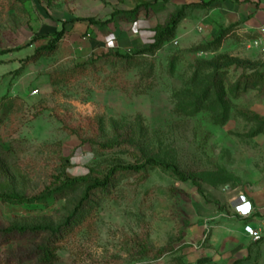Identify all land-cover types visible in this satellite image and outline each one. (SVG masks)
<instances>
[{"label": "rangeland", "instance_id": "rangeland-1", "mask_svg": "<svg viewBox=\"0 0 264 264\" xmlns=\"http://www.w3.org/2000/svg\"><path fill=\"white\" fill-rule=\"evenodd\" d=\"M141 2L152 6L135 22L120 16L103 28L72 25L77 18L105 21ZM182 4L0 0V51L52 34L62 22L72 30L51 57L26 61L34 45L0 56L3 191L31 198L61 172L70 179L95 177L118 163L134 164L138 155L127 144L133 136L130 143L179 166L203 194L191 182L151 165L137 174H119L86 203L85 187L47 206L0 200V229H58L79 206L73 218L77 225L64 227L58 237L1 232L0 264H264V85L235 94L232 87L242 70L231 68L223 80L227 94L220 100L228 107V120L219 124L222 113L206 102L193 107L198 62L228 55L251 61L261 71V51L235 30L217 52H191L218 34H207L205 11L189 8L175 39L153 55L127 60L116 54L149 45L153 29ZM85 31L93 36L83 40ZM95 50L106 56L92 63ZM84 61L89 63L85 68H75ZM106 142L109 147L100 148ZM240 195L256 208L253 218L242 219L230 209L229 201ZM246 226L259 228L261 238H250Z\"/></svg>", "mask_w": 264, "mask_h": 264}, {"label": "trees", "instance_id": "trees-1", "mask_svg": "<svg viewBox=\"0 0 264 264\" xmlns=\"http://www.w3.org/2000/svg\"><path fill=\"white\" fill-rule=\"evenodd\" d=\"M159 0H154V3L158 2ZM164 2L171 1V0H162ZM211 4V2L207 4L200 5H182L181 8L173 14L167 22H165L162 26H157L153 29V38L152 42L149 45L143 47L138 51H134L131 54L121 53L118 50L116 54H118L121 58L127 60H134L135 56H147L153 55L156 51L160 50L164 45L170 43L175 39L176 30L178 25L182 20L186 18V10L189 8H206ZM151 3L149 2H141L137 3L133 9L127 11H115L111 14V17L105 21H100L95 18H77L74 19L72 25L75 23H86L89 27L95 26L99 28L106 27L107 25L113 23L114 19L117 17H126V19L130 20V22H135L140 17L141 12L143 11L145 15H148V12L151 8ZM66 23L62 22L61 28L56 30L52 34H43V35H35L33 39L24 47L28 48L31 46H35L34 53L27 57L26 61L29 62H37L42 58L51 57L58 49L59 43L64 39V37L71 33L72 30H66ZM235 25L230 26L225 29H221L218 35L213 38L211 42H203L201 45L195 47L191 52H217L223 45V43L232 38V34L234 31ZM91 38V35L88 31L85 33L80 34V38L86 40V37ZM22 48L17 50L9 49L0 51V56L13 53L18 51ZM105 53L102 50H95L91 52V59L92 63H96L99 60L105 58ZM88 61H84L81 63H77L75 68H85L88 65ZM198 67L195 70V75L193 77V82L197 81L198 87L195 89L198 92L195 101H194V108H198V103L206 102V105L212 110L216 109L222 113V119L219 124H224L228 120V107L226 103L221 104V98L226 96V83L223 81L227 76L228 71L231 68L241 69L242 75L237 79L235 85L232 87L233 92L235 94H241L242 92L253 90L264 85V65L261 67V71L259 68L254 65L251 61L248 60H241L239 58H232L228 55H218L217 57L213 58L211 61H204L198 62ZM21 69L15 71V75L20 74ZM206 72H211L209 75H204ZM189 100L193 101L194 98H189ZM210 102L213 104L211 105ZM3 108L6 110L8 108L7 105H4ZM215 109V112L217 111ZM2 118L0 117V123ZM130 141H126L127 144L134 148V151L137 153L135 163L134 164H116L113 165L108 169L106 175H97L92 177V175H87L84 177L70 179L63 175L61 172V178L57 177L49 187H47L41 194L35 197H25V196H18L11 192H5L0 188V200L10 204L16 205H25V206H47L51 201L56 198H61L62 194L74 192L81 187H85L83 191V202H88L91 194L96 191H104L111 185V180L122 173H139L147 166H159L164 169H167L172 172L180 181L182 182H191L197 188V184L195 183L194 178L186 175L179 166L173 163H169L163 159H158L156 157L150 156L148 153H145L141 150L136 143H130ZM125 143V142H124ZM111 143L106 142L100 144V148H108ZM199 193L201 191L197 188ZM248 199V198H247ZM217 206V204H215ZM223 210V209H221ZM77 211H79V206L74 208L72 214L66 218L62 226L58 229H53L51 227H43V226H36L30 229L28 228H17V227H9L6 229H0V233H26L27 231H34V232H44L50 234L51 238L58 237L63 230L64 227H73L77 225V222L73 221L74 217L77 215ZM65 229V228H64ZM44 256L46 260H50L51 253L48 249H44Z\"/></svg>", "mask_w": 264, "mask_h": 264}, {"label": "crops", "instance_id": "crops-1", "mask_svg": "<svg viewBox=\"0 0 264 264\" xmlns=\"http://www.w3.org/2000/svg\"><path fill=\"white\" fill-rule=\"evenodd\" d=\"M209 2L208 7L198 8L205 11L207 34H218L221 29L235 25L233 34L236 30L248 40L264 36V0H183L182 5L202 6Z\"/></svg>", "mask_w": 264, "mask_h": 264}, {"label": "built area", "instance_id": "built-area-1", "mask_svg": "<svg viewBox=\"0 0 264 264\" xmlns=\"http://www.w3.org/2000/svg\"><path fill=\"white\" fill-rule=\"evenodd\" d=\"M252 46L255 49L261 51L262 58L264 60V36H261L254 41H252ZM33 95L37 94V91L32 93ZM229 207L234 212V214L242 219L253 218L256 214V208L252 203L243 195L236 196L229 201ZM245 233L254 240H259L261 238V233L259 228H252L251 226L245 227Z\"/></svg>", "mask_w": 264, "mask_h": 264}]
</instances>
